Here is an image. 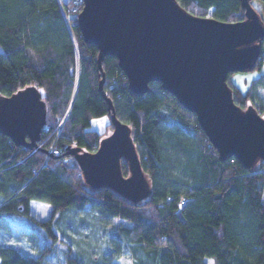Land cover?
Masks as SVG:
<instances>
[{"label": "trees", "instance_id": "obj_1", "mask_svg": "<svg viewBox=\"0 0 264 264\" xmlns=\"http://www.w3.org/2000/svg\"><path fill=\"white\" fill-rule=\"evenodd\" d=\"M61 1L0 0V95L35 85L46 105L38 146L15 145L0 133V229H8L10 216L32 217L48 241L28 253L0 239V264H47L62 239L53 228L55 215L85 207L97 211L100 223L115 227L132 264H264V159L251 169L235 157L220 160L195 113L158 81L150 82L142 94L132 92L117 58L109 54L100 70L97 46L80 34L78 8L71 12V0ZM176 1L195 15L223 21L244 18L239 0ZM250 3L264 20L263 1ZM263 63L264 39L253 68L261 69ZM227 83L235 104L242 109L251 104L264 117V72L245 91L228 77ZM103 93L117 119L130 127L149 180L148 196L137 202L108 187H89L67 153L71 147L94 151L112 130ZM64 115L59 129L54 118ZM99 116L109 119L105 132L90 129L91 119ZM51 148L55 152L49 153ZM120 163L128 175L126 161L121 158ZM34 200L50 205L48 218L34 217ZM115 245L105 264L123 256ZM64 264L83 263L67 249Z\"/></svg>", "mask_w": 264, "mask_h": 264}, {"label": "water", "instance_id": "obj_2", "mask_svg": "<svg viewBox=\"0 0 264 264\" xmlns=\"http://www.w3.org/2000/svg\"><path fill=\"white\" fill-rule=\"evenodd\" d=\"M244 18L223 21L187 11L176 0H83L77 15L82 39L97 46V66L113 55L129 89L142 94L158 81L185 109L195 113L220 160L235 157L246 169L264 159V118L249 104L233 101L227 83L231 72L251 70L261 52L264 20L251 5L239 0ZM263 11H264V0ZM99 80L102 89L104 74ZM112 130L94 151L71 147L89 187H108L137 202L150 192L131 137L130 127L117 119L112 102ZM46 125V105L37 86L0 95V133L15 145L38 146ZM121 158L128 175L121 170Z\"/></svg>", "mask_w": 264, "mask_h": 264}, {"label": "rangeland", "instance_id": "obj_3", "mask_svg": "<svg viewBox=\"0 0 264 264\" xmlns=\"http://www.w3.org/2000/svg\"><path fill=\"white\" fill-rule=\"evenodd\" d=\"M262 72H264V63L261 69L253 68L246 72H231L228 74V78L238 88L245 91L251 81ZM260 94L264 100L263 89L260 90ZM108 121L107 116L94 117L91 119L90 129L105 132ZM110 132L111 129H108L105 136ZM50 152H55V150L51 148ZM31 211L36 219H46L50 216L51 207L46 202L34 200L31 202ZM9 218L7 219L8 229H0L1 240L14 244L28 253L36 252L48 243L44 237V231L34 218L16 216ZM53 228L58 237L62 239L57 241L53 253L48 255L47 264H64V252L67 249L72 255H78L83 264H105V255L117 247L116 243L123 251V256L113 260L111 264H132V255L116 238L115 227L112 224L103 225L100 223L95 210L85 207L82 210L73 208L63 213L58 212L53 220ZM207 260L211 262L210 258Z\"/></svg>", "mask_w": 264, "mask_h": 264}, {"label": "built area", "instance_id": "obj_4", "mask_svg": "<svg viewBox=\"0 0 264 264\" xmlns=\"http://www.w3.org/2000/svg\"><path fill=\"white\" fill-rule=\"evenodd\" d=\"M61 1V0H60ZM62 2V1H61ZM71 2L73 3V5H72V7H69V11H73V10H75V8H78V12H77V15H78V13L81 11V9H82V6H83V0H71ZM76 4H79V5H76ZM64 10V14L66 15V17L68 16V14L66 13V10L65 9H63ZM77 15H76V17L75 18H77ZM67 19H68V17H67ZM65 116L66 115H64L63 117H61V118H58V117H56L55 118V121H56V125H57V127L60 129L61 128V126L63 125V122H64V118H65Z\"/></svg>", "mask_w": 264, "mask_h": 264}]
</instances>
